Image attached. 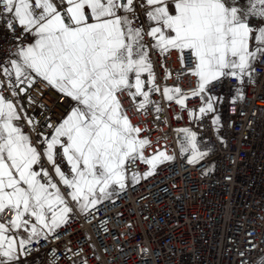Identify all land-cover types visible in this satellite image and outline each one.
Instances as JSON below:
<instances>
[{
  "label": "snow or ice",
  "instance_id": "6c2138e0",
  "mask_svg": "<svg viewBox=\"0 0 264 264\" xmlns=\"http://www.w3.org/2000/svg\"><path fill=\"white\" fill-rule=\"evenodd\" d=\"M0 5V34L7 41V53L0 55V214L6 209L15 214L10 224L0 222V264L14 259L11 231L29 232L28 240L18 241L23 248L33 237L55 233L74 212L87 217L126 190L129 179L138 183L174 159L159 149L145 155L152 142L132 122L138 113L160 119L156 94L182 109L199 97L201 107L189 115H207L221 99L213 93L219 82L231 78L243 85L252 79L254 65L264 62V0H0ZM173 52L183 69L177 78L197 81L192 97L178 85L157 84L152 57ZM170 77L165 68V79ZM46 90L64 101L66 111L41 125L18 97L26 96L30 105L29 93ZM179 131L181 154L188 164L199 163L208 153L197 134ZM137 160L149 170L129 177L127 164Z\"/></svg>",
  "mask_w": 264,
  "mask_h": 264
},
{
  "label": "built area",
  "instance_id": "2783aa9c",
  "mask_svg": "<svg viewBox=\"0 0 264 264\" xmlns=\"http://www.w3.org/2000/svg\"><path fill=\"white\" fill-rule=\"evenodd\" d=\"M4 35L0 34V55L7 53ZM152 60L161 89L178 85L183 95L193 96L197 81L189 76L177 78L183 69L175 52L167 58L153 55ZM254 67L252 79L246 78L243 85L231 78L217 84L213 93L221 99L207 115L200 116L198 111L189 115L190 110L201 107L199 97L186 101L182 109L156 94L154 100L162 109L160 119L138 113L131 117L132 122L150 138L147 152L165 150L174 159L158 165L146 179L128 183L126 190L105 200L87 217L74 212L55 233L20 247L11 264H261L264 62ZM165 68L171 73L169 79H165ZM4 94L9 95L6 90ZM29 94L30 105L26 96L18 99L41 125L46 118L58 120L66 111L64 101L54 92ZM215 117H219L218 124L212 123ZM185 128L197 134L199 147L208 153L195 165L181 154L183 133L179 130ZM32 135L35 139V133ZM148 170L139 160L127 164L128 174L143 176ZM14 218L11 210L0 214V222L5 224ZM9 235L18 237L16 230Z\"/></svg>",
  "mask_w": 264,
  "mask_h": 264
},
{
  "label": "crops",
  "instance_id": "0c3cea01",
  "mask_svg": "<svg viewBox=\"0 0 264 264\" xmlns=\"http://www.w3.org/2000/svg\"><path fill=\"white\" fill-rule=\"evenodd\" d=\"M21 122H22V121H21ZM151 154H153V153H150V152L145 151V155L150 156ZM132 174H133V173L128 174L129 177H130ZM127 183H131V184H133V182H132L130 179L128 180ZM114 196H115V195H114ZM114 196H113V197H114ZM33 221H34V220H33ZM33 223H34V222H33ZM29 224H32V223H29ZM16 231H17V233H18V237L16 238L17 246H16V250H15V252H14V257L19 253L20 246H19L18 241H19L20 239L28 240V237H29V232L24 231V229H19V230H16ZM44 235H45V234H41L39 237L44 236ZM39 237H33L31 240L37 239V238H39Z\"/></svg>",
  "mask_w": 264,
  "mask_h": 264
}]
</instances>
